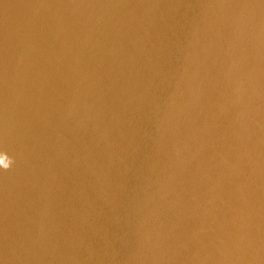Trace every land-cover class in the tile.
Here are the masks:
<instances>
[{"label": "water", "instance_id": "95a60500", "mask_svg": "<svg viewBox=\"0 0 264 264\" xmlns=\"http://www.w3.org/2000/svg\"><path fill=\"white\" fill-rule=\"evenodd\" d=\"M0 264H264V0H0Z\"/></svg>", "mask_w": 264, "mask_h": 264}, {"label": "clouds", "instance_id": "9594fccd", "mask_svg": "<svg viewBox=\"0 0 264 264\" xmlns=\"http://www.w3.org/2000/svg\"><path fill=\"white\" fill-rule=\"evenodd\" d=\"M11 164L12 160L5 153H0V170L7 171Z\"/></svg>", "mask_w": 264, "mask_h": 264}]
</instances>
